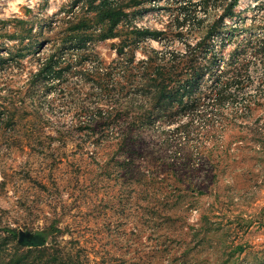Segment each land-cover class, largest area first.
<instances>
[{
	"label": "rangeland",
	"instance_id": "rangeland-1",
	"mask_svg": "<svg viewBox=\"0 0 264 264\" xmlns=\"http://www.w3.org/2000/svg\"><path fill=\"white\" fill-rule=\"evenodd\" d=\"M86 1L0 0V251L6 228L47 264H264V0L205 39L228 0H142L106 40Z\"/></svg>",
	"mask_w": 264,
	"mask_h": 264
},
{
	"label": "trees",
	"instance_id": "trees-1",
	"mask_svg": "<svg viewBox=\"0 0 264 264\" xmlns=\"http://www.w3.org/2000/svg\"><path fill=\"white\" fill-rule=\"evenodd\" d=\"M96 1L98 2L97 4H96ZM124 1L126 0H87L85 2V8L87 7L86 11H92V13L94 14L93 17L88 20H87V17L85 19H82V21L79 24H74L72 28L76 30H82L83 28L84 30L82 31H85L88 27V23L89 22L93 23V20L95 19L97 23H100L101 25H104V27H106V31L103 32L101 35H99L98 38L102 40L113 38L115 35L113 33V29L122 20L123 21L126 20L128 16V13L125 11V9L131 6L139 5L142 0L140 1L139 0H127V2H124ZM211 1L217 2V0H201L200 1L201 9L204 12H208L209 4L211 3ZM239 1L240 0H228L226 3V6L223 7L224 8L223 14H221V16L218 19H215L212 22V24L208 25L207 27H202V24H203L202 21L197 22L198 28L202 32L205 31L203 39L208 38L209 36H212L220 28V26L224 22L223 21L224 17H230L233 15V12L236 6L238 5ZM94 2L96 4L95 6L93 5ZM86 20L88 21V23ZM160 35H163V33L158 32V31H149V30L137 31L136 38L133 41L134 46L137 45L138 41H141V40L143 41H147L150 39L158 40V37ZM12 59L13 57H10V60ZM161 61L162 60L160 56L158 55V53L154 52L153 55L148 56L144 64H147V63L154 64L157 67L155 69H162L164 67H158L159 65H161ZM188 69H193V66L189 64ZM162 71L163 72H160L158 74L162 76V79H159V83H161L165 88H167L170 79L169 77H167L166 73L164 72V69H162ZM141 87H144V86L142 85ZM162 93L163 91L160 93L159 98L162 97ZM159 98H156L152 93V99L150 102L152 107H155L156 103L160 104ZM117 109H120V111H122V108L120 106L119 107L114 106V111H116ZM107 113H110V114L106 116ZM111 116H113L112 111L103 112L102 110L96 113H90V115H87L89 120L92 121V123H94L98 127H101L104 124H106L107 119H110ZM1 234L8 236V241H9L8 249H11L13 252L9 254L8 252L0 251V264H40V263L47 264L51 261H52L51 263H55L57 257L56 258L50 257L48 254H46L45 252L46 249L44 248L38 249V246H37L35 247V249H28L26 252H24L23 250L26 246L19 245L17 243V239H18L17 233L14 229L4 228ZM36 253H39L40 255H37ZM31 256H34V258H31ZM59 260L61 259L59 258Z\"/></svg>",
	"mask_w": 264,
	"mask_h": 264
},
{
	"label": "water",
	"instance_id": "water-1",
	"mask_svg": "<svg viewBox=\"0 0 264 264\" xmlns=\"http://www.w3.org/2000/svg\"><path fill=\"white\" fill-rule=\"evenodd\" d=\"M17 243L19 245H25V246H38L39 242L37 240V238H34L32 240H28V233L23 232V231H19L18 232V239H17Z\"/></svg>",
	"mask_w": 264,
	"mask_h": 264
}]
</instances>
